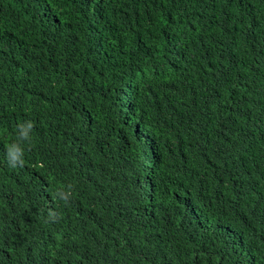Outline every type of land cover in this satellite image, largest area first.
Wrapping results in <instances>:
<instances>
[{
    "label": "trees",
    "instance_id": "obj_1",
    "mask_svg": "<svg viewBox=\"0 0 264 264\" xmlns=\"http://www.w3.org/2000/svg\"><path fill=\"white\" fill-rule=\"evenodd\" d=\"M0 264H264V0H0Z\"/></svg>",
    "mask_w": 264,
    "mask_h": 264
},
{
    "label": "clouds",
    "instance_id": "obj_2",
    "mask_svg": "<svg viewBox=\"0 0 264 264\" xmlns=\"http://www.w3.org/2000/svg\"><path fill=\"white\" fill-rule=\"evenodd\" d=\"M32 128V124L29 122L26 126H22L19 131V140H27L29 138V131ZM24 150L21 143L16 142L9 145L6 151V157L10 167H16L23 163Z\"/></svg>",
    "mask_w": 264,
    "mask_h": 264
}]
</instances>
